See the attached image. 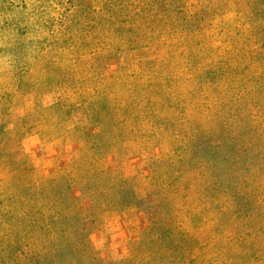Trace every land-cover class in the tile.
I'll list each match as a JSON object with an SVG mask.
<instances>
[{
  "label": "trees",
  "instance_id": "obj_1",
  "mask_svg": "<svg viewBox=\"0 0 264 264\" xmlns=\"http://www.w3.org/2000/svg\"><path fill=\"white\" fill-rule=\"evenodd\" d=\"M46 2L50 14L32 25L38 37L28 47L36 77L23 80L22 71L18 89L26 84L27 93L69 88L74 101L60 99L35 121L21 120L17 147L33 129L47 128L58 142L86 134L74 123L75 110L84 111L87 123L101 126L110 138L124 141L137 131L144 140L165 141L168 151L152 161L148 194L167 204L171 224L154 227L159 244L148 248V263L203 264L200 259L211 255L204 264H264L253 243L264 235V219L252 217L264 199V91L259 84L254 95L249 87L263 74L254 76L250 60L238 51L223 56L204 47L218 9L207 0ZM155 5L167 8L166 23L149 13ZM252 9L255 18H263L264 0H255ZM258 40L264 50V34ZM122 55L118 81L112 86L99 82L100 63ZM6 132L7 125L0 123V135ZM13 155L21 162H12ZM98 159L97 153L79 156L69 172L73 182L93 180L95 201L88 207L93 214L118 210L134 199L133 179L98 171ZM25 165L19 149L0 150V172L6 169L7 179L16 181L8 199L19 198L16 193L28 182L41 199L51 195L60 217H11L9 247L20 255L25 249L27 255L21 261L13 251L1 263L62 264L63 257L83 262L81 257L92 254L91 244L78 232L79 218L69 217L59 182L35 180ZM29 200L20 197L18 209L10 207L24 214L32 207ZM196 209L204 215L200 228L210 223L217 240L236 220L231 237L212 247L199 242L191 222ZM69 229L70 236L62 235Z\"/></svg>",
  "mask_w": 264,
  "mask_h": 264
},
{
  "label": "rangeland",
  "instance_id": "obj_2",
  "mask_svg": "<svg viewBox=\"0 0 264 264\" xmlns=\"http://www.w3.org/2000/svg\"><path fill=\"white\" fill-rule=\"evenodd\" d=\"M254 3L255 0H207L206 5L218 10L210 24L211 28L207 30L208 37L204 47L215 50L216 55L228 56L230 52L238 51L247 57L254 76L263 74L257 84L249 85L255 95L259 84L264 91V50L261 49L262 40H258L264 34V17L255 18L252 9ZM46 5V0H0V123L7 125L8 131L0 135V150L14 152L19 149L25 158V166L33 169L35 180L59 182L60 195L69 206V217L79 218L78 232L88 236L92 254L81 257L83 262L77 258L70 261L68 257H63L62 264H79L78 261L80 264H87L84 263L85 260L90 264H149L147 250L159 244L154 227L162 223L167 226L171 224V213L167 204L159 195L148 194L152 161L156 156L168 151L167 142H152L149 138L144 140L137 131H133L129 139L124 141L110 138L101 126L87 123L84 111L75 110L71 112L74 123L80 128H85L86 134L58 142L47 128L39 131L33 129L23 137L17 147L15 139L21 128V120L35 121L44 109L60 99L74 101L73 92L69 88L53 87L47 91L41 90V93H27L26 84L21 90L18 89L19 73L25 72L22 79L26 81L36 77V72H31L36 61L28 47L38 37L32 32V25L37 19L46 21L50 14L45 8ZM148 11L158 23L164 24L168 21L167 8L155 5L149 7ZM162 56L166 57L165 54ZM123 57L122 55L120 59L103 60L98 68V81L104 85H114L118 81ZM90 153L99 154L98 171L133 179L130 190L134 199L130 204L118 210H97L94 214L88 209L95 201L92 192L93 180L73 182L69 180V172L77 157ZM20 159L21 157L13 155L11 160L18 162ZM6 174V169L0 172V264L4 256H9L14 251L9 247L12 226L8 221H11V217H60L58 205H55L51 195L48 193L47 198L41 199L39 189L30 188L28 182L16 193L19 198L9 200L11 185L16 181L7 179ZM189 190L191 195L195 194V187L191 186ZM16 194H11V197ZM20 197L30 198L29 202L32 204L31 209L25 207L28 209L23 211L24 214L10 207L11 203L18 209ZM193 213V234L207 247L230 238L232 228L237 224L235 220L230 230L217 240L218 237L213 234L210 223L205 222V226L200 228L204 222L201 211L196 209ZM91 217H95V220ZM252 217L264 219V199L257 205ZM261 225H264V221ZM56 227L58 230L62 228L58 224ZM70 233L69 229L62 235L70 236ZM255 238L254 246L264 255V235ZM12 254L21 256V261H24L27 255L25 249L21 255L17 252ZM210 257L211 255H208L207 259ZM207 259L200 260L205 263Z\"/></svg>",
  "mask_w": 264,
  "mask_h": 264
}]
</instances>
